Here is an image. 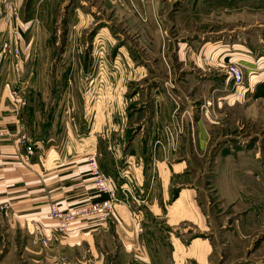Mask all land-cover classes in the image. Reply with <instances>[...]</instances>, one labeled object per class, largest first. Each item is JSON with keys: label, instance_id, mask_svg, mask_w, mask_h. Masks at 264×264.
<instances>
[{"label": "crops", "instance_id": "obj_1", "mask_svg": "<svg viewBox=\"0 0 264 264\" xmlns=\"http://www.w3.org/2000/svg\"><path fill=\"white\" fill-rule=\"evenodd\" d=\"M78 2L79 8H74L80 25L81 18L91 17L95 26L103 22L100 13L107 6L108 11L116 8L125 15L128 34L111 32L105 22L95 36L104 32L106 41L119 52L109 60L108 82L109 97L121 100L122 106L113 102L98 120L88 118L84 107L82 118L75 97L84 98L83 94L68 93L73 105L66 111L69 119L61 130L51 114L44 124L34 115L28 117L7 87L0 86V264H215L225 259L227 255L208 232L207 214L199 206L201 187L185 182L199 162L198 147H207L209 136L190 105L205 97L219 102L214 92H225L230 79L211 73L224 54L228 56L232 49L249 69V62L257 63L260 58L258 47L254 45L251 51L240 32L237 47L230 46L228 37L208 40L202 46L191 38L170 44L171 37L158 25L157 0H97L100 8L89 6L86 0ZM77 29L80 34V26ZM173 71L175 103L165 86ZM175 118L182 132L172 147L165 127ZM91 158L111 176L120 198L124 197L122 187L130 190V205L116 204L106 217L80 218L69 231L60 233V220L50 213L53 203L66 209L109 197L94 188ZM218 158L217 169L209 173L221 194L219 201H245L247 191L241 197L236 182L245 184L240 172L250 176L251 165L260 156L241 154L242 168L233 170L228 166L221 170ZM224 159L230 162L232 156ZM238 225L248 228L254 224L245 218ZM241 239L240 243H250L260 237L244 233ZM254 249L245 247L239 262L262 264V258H248Z\"/></svg>", "mask_w": 264, "mask_h": 264}, {"label": "rangeland", "instance_id": "obj_2", "mask_svg": "<svg viewBox=\"0 0 264 264\" xmlns=\"http://www.w3.org/2000/svg\"><path fill=\"white\" fill-rule=\"evenodd\" d=\"M86 1L89 6L100 8L97 0ZM67 3L68 0H0V49L4 45L8 47L0 56V86L7 87L9 94L14 89L20 90L26 99L21 107H25L28 117L34 115L37 121L44 124L51 114L58 128L61 124V130L69 119L66 111L73 105L68 93L78 97V94H83L84 98L74 96L77 113L79 116L82 114V118L84 107L88 118L98 120L100 113L113 102H116V107L122 106L121 100L113 101L109 97L111 84L108 82L109 60L115 59L119 52L106 41L104 32L95 36L105 22L110 24L107 28L111 32L128 34L125 15L116 8L108 11L107 6L101 10L103 22L97 26L91 17L81 18L80 25L76 12L80 3L78 0ZM157 6L160 14L158 25L164 35L171 37L170 44L191 38L190 41L202 46L208 40L214 42L228 37L230 46L237 47V33L240 32L251 51H255L256 45L258 57L264 56V0H157ZM89 15L93 13H87ZM77 26H80V34ZM16 45L20 48L17 56L10 52V48ZM231 50L228 56L224 54V60L214 64L215 72L211 74L226 79L228 65L237 62L245 74L244 84L237 88L230 80L224 87L225 92L219 94L215 90L214 95L219 102L216 98L205 97L190 105L198 119L203 120L209 136L206 149L198 147V154L203 153L206 157L197 154L199 162L193 165L185 182L201 187L198 188L197 199L209 219L208 232L215 238V245L227 255L223 260L217 259L215 264H242L238 256L245 247L247 251L255 247L248 258H262L264 264V59L259 62L258 58L259 63L247 61L251 68L245 69ZM170 74L165 86L168 88L167 95L175 103L174 90L177 86L174 71ZM167 126L172 127L173 135L169 138L172 147H175L182 132L181 126L176 118ZM195 151L192 150L193 153ZM241 154H258L260 160L251 165L250 176H242L240 172L244 185L242 181H235L240 196L247 191L245 201L239 199L223 204L219 201L220 193L211 176L215 167L217 169L216 160L219 157L221 170L228 167V170L238 169L243 165L240 163ZM226 155L232 156V161L226 163ZM246 165L249 166V163ZM258 212H261L262 218H259ZM245 218H251L255 226L240 227L238 221ZM198 231L199 235L204 234L200 229ZM244 233L250 236L258 234L260 240L240 243L238 240H242Z\"/></svg>", "mask_w": 264, "mask_h": 264}, {"label": "built area", "instance_id": "obj_3", "mask_svg": "<svg viewBox=\"0 0 264 264\" xmlns=\"http://www.w3.org/2000/svg\"><path fill=\"white\" fill-rule=\"evenodd\" d=\"M19 38V35H16ZM8 47L3 46L0 49V56L5 54ZM10 52L14 55H18L20 48L16 45L10 48ZM1 58V57H0ZM228 78L233 82V85L237 88L244 84L245 74L241 65L237 62H234L227 67ZM20 91V90H19ZM14 89L11 91V96L18 102V106L25 105L26 101L24 100L21 92ZM166 131L169 136L173 135L172 127L167 126ZM171 138V137H170ZM91 170L90 174L93 179L94 188L97 193H107L108 198L101 201H93L87 204L77 205L71 208H62L59 203L55 202L50 206L51 216L60 220V225L58 230L60 233H65L69 231L75 222L84 217L91 216H101L105 217L113 212L116 204L124 203L130 205V199L128 196L131 194L130 190L127 187H122L121 192L124 197L120 198L118 195L119 189L113 185L111 176L105 171L101 170L94 158H91ZM134 200H137L134 197ZM44 243H47V240H44Z\"/></svg>", "mask_w": 264, "mask_h": 264}]
</instances>
